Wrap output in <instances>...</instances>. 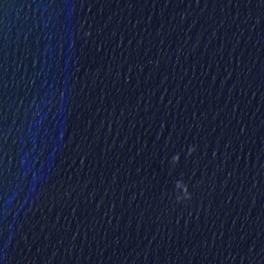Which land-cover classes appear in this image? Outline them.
Listing matches in <instances>:
<instances>
[{
  "label": "water",
  "instance_id": "water-1",
  "mask_svg": "<svg viewBox=\"0 0 264 264\" xmlns=\"http://www.w3.org/2000/svg\"><path fill=\"white\" fill-rule=\"evenodd\" d=\"M0 264H264V0H0Z\"/></svg>",
  "mask_w": 264,
  "mask_h": 264
}]
</instances>
